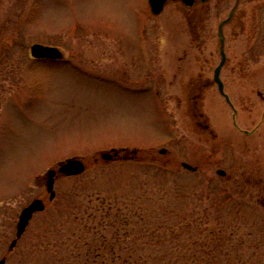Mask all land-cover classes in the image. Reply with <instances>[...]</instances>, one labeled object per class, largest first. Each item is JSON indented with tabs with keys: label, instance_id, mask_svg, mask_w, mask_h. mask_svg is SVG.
<instances>
[{
	"label": "rangeland",
	"instance_id": "obj_1",
	"mask_svg": "<svg viewBox=\"0 0 264 264\" xmlns=\"http://www.w3.org/2000/svg\"><path fill=\"white\" fill-rule=\"evenodd\" d=\"M234 5L154 16L149 0H0V262L187 264L173 252L210 249L209 264H264V0L229 21ZM36 44L63 61L34 60ZM222 50L250 135L214 82ZM200 87L217 139L192 118ZM73 158L86 172L59 176L51 202L47 173ZM35 200L46 210L10 251Z\"/></svg>",
	"mask_w": 264,
	"mask_h": 264
},
{
	"label": "water",
	"instance_id": "obj_2",
	"mask_svg": "<svg viewBox=\"0 0 264 264\" xmlns=\"http://www.w3.org/2000/svg\"><path fill=\"white\" fill-rule=\"evenodd\" d=\"M198 0H149V5L151 9V13L154 16H160L165 8L175 2H181L187 8H193ZM203 3H207L209 0H200ZM230 20V19H229ZM226 23V22H225ZM221 34V43L224 45V38L222 35V27L220 30ZM31 55L34 59H49V60H61L63 55L58 48L55 47H48L40 44H36L31 48ZM222 61L220 65L217 67L214 73V79L218 86V90L220 94L226 99V101L231 104V100L229 96L225 93V86L221 79L222 70L226 64L227 56L224 50L221 52ZM163 154L166 153L165 150L162 151ZM114 156L111 153H104L102 154V159L104 161H111L113 160ZM183 167L188 170H196L189 164H183ZM86 172V166L84 162L78 158L69 159L60 164L58 171L56 169H52L47 173V192L50 195V201H54L56 198L55 192V184L57 177L64 176V177H76L84 174ZM218 175L226 176V172L218 171ZM46 210L45 203L42 200H35L33 201L27 208H25L20 215L19 223L17 226V238L10 246V251H13L19 240L24 236L26 230L33 219L34 214L41 213ZM7 260L3 259L0 264H6Z\"/></svg>",
	"mask_w": 264,
	"mask_h": 264
},
{
	"label": "flooded vegetation",
	"instance_id": "obj_3",
	"mask_svg": "<svg viewBox=\"0 0 264 264\" xmlns=\"http://www.w3.org/2000/svg\"><path fill=\"white\" fill-rule=\"evenodd\" d=\"M210 1V0H209ZM240 3H241V0H235V5H234V8L232 9L231 13H230V20L229 21H232L234 16H235V13L236 11L238 10V7L240 6ZM206 3H203L201 2L200 0H198L195 4V6H199V5H205ZM194 6V7H195ZM36 61H48V62H62L63 61V58L61 60H47V59H40V60H37V59H34ZM215 82V80H214ZM216 84V83H215ZM225 86V85H224ZM206 87V86H205ZM205 88L204 87H200L199 88V94L194 96L190 101L189 103H191V106H192V118L195 119V125L197 127H200L202 130V132H207L209 133V136H211L213 139H217V135L214 131L211 130L210 128V125L207 123V121H205V115L202 113L201 111V108H200V105L199 103L202 101V96H203V90ZM226 101V100H225ZM226 103L228 104V106L230 107L231 111H232V120H233V125H234V128L237 129L240 133H243L244 135H250L251 133L249 131H243L239 126H238V123H237V111L236 109L234 108V106L231 104H229L227 101ZM204 121V122H203ZM114 158L116 159L118 156H119V152L117 151H111L110 152ZM134 155H136V152L134 153ZM136 157V156H135ZM134 157V158H135ZM183 164L185 163H182V167H183ZM194 169L196 170H188L186 168H184L185 170L191 172V173H197L198 172V167H193ZM227 176V175H226ZM226 176H221L222 178H226Z\"/></svg>",
	"mask_w": 264,
	"mask_h": 264
},
{
	"label": "trees",
	"instance_id": "obj_4",
	"mask_svg": "<svg viewBox=\"0 0 264 264\" xmlns=\"http://www.w3.org/2000/svg\"><path fill=\"white\" fill-rule=\"evenodd\" d=\"M155 230V232H157V230H159V227L158 228H156V229H154ZM153 231V230H152ZM173 232H177V229H174L173 230ZM214 234H213V236L214 237H216V235H215V232H213ZM153 235L154 234H157V233H152ZM174 234H176V233H174ZM220 234V233H219ZM129 238V236H127L126 235V239H128ZM155 238H158L159 239V241H161L162 239H161V236L159 237V236H157V237H155ZM217 239V241L218 240H220L221 239V234H220V236H219V238H216ZM210 242V241H209ZM201 252V254L200 253H197L196 251H190V250H186V251H174L173 252V254H172V256H177V257H181V256H183V258L185 259L186 258V261H188V263L187 264H209L208 263V260L209 259H214V258H216L212 253H213V251L212 250H204V251H200ZM110 253L112 254V255H114L115 256V254L114 253H116L115 251H114V249H112L111 251H110ZM177 253H181V254H177ZM200 254V255H199ZM161 256V253L160 252H157V253H155V252H152V253H150V255H149V257L150 258H159ZM176 257V258H177ZM121 260V259H120ZM173 264H178L177 262H175V263H173Z\"/></svg>",
	"mask_w": 264,
	"mask_h": 264
}]
</instances>
